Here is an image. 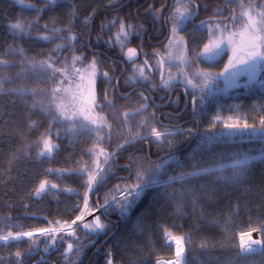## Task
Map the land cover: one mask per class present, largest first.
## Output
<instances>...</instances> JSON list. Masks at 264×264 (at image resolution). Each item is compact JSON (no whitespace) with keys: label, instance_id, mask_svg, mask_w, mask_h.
I'll list each match as a JSON object with an SVG mask.
<instances>
[{"label":"trees","instance_id":"obj_1","mask_svg":"<svg viewBox=\"0 0 264 264\" xmlns=\"http://www.w3.org/2000/svg\"><path fill=\"white\" fill-rule=\"evenodd\" d=\"M126 1L57 0L53 5L47 0H24V5L35 4L31 8L16 0H0V60L4 61L0 64V234L72 222L85 209L84 198L88 200V211L98 210L106 196L110 202L111 197L138 182L137 170L147 173L173 155L183 167L165 165L160 181L193 171V156L203 167L224 165V174L231 176L233 170L227 166L234 162L233 154L264 153L260 132L226 128V121L218 114H222L224 105L253 107L244 123L259 129L264 120V83H252L211 98L215 104L203 107L196 117L198 122L184 127L197 133H189L188 129L181 132L184 129L180 128L172 130L171 136H162L161 142L150 136L122 147L97 175L99 181L106 174L103 186L97 188L94 183L92 191L86 194L85 179L79 172L85 167L97 172L94 159L98 149L111 153L133 137L136 140L150 134L153 128L146 112L134 115L131 103L140 106L141 99L121 97L111 83L117 73L107 57L118 54L122 59L123 52L114 39L118 27L110 22L115 20L118 25L122 20L125 25H132L133 2L125 4ZM120 5L122 9L114 10ZM18 21L32 25L28 35H17L10 28ZM53 29H60L54 40L38 38L52 36ZM69 33L77 37L76 41L69 44L59 39ZM89 35L91 49L103 53L88 48ZM110 38L111 45L106 43ZM57 44L63 47L54 53ZM132 45L130 38L125 48ZM50 55L55 68H64L70 59L81 55L80 65L86 66L96 59L100 69L107 72V78L98 80L97 93L98 112L108 126L100 135L110 132V138L101 140L88 130L68 132V122L53 121V115H57L53 106L48 111L33 107V103L40 102L48 107L58 80L49 79L46 72L33 69L27 61L46 60ZM56 75L59 77L60 73ZM24 90L26 94H22ZM124 112L129 113L127 120ZM42 136H50L56 145L50 157L38 156ZM209 137L211 141L207 140ZM168 139L175 147L162 142ZM45 180L46 190L37 196L36 190ZM52 184L57 187L51 188ZM133 199L135 203L124 214L119 208L111 210L110 205V210L100 216L102 230L92 232L78 227L79 243L67 232L54 234V245L47 235L0 243V264H156L174 257V247L165 242L166 233L184 237L187 264H264V159L252 160L243 175L232 182L209 174L182 182L159 183ZM252 230L261 231L262 250L245 254L239 234ZM68 242H73L71 253H67Z\"/></svg>","mask_w":264,"mask_h":264},{"label":"snow or ice","instance_id":"obj_2","mask_svg":"<svg viewBox=\"0 0 264 264\" xmlns=\"http://www.w3.org/2000/svg\"><path fill=\"white\" fill-rule=\"evenodd\" d=\"M16 2L22 6L35 8V4L30 5H24V0H16ZM57 0H47V3L49 4H55ZM176 3L179 4L178 7L175 9V15L170 16V19L172 21L171 28H170V36L171 39L168 40V46L171 48L173 43H180L183 40V37H180L179 40H177V36L179 35V29L183 26V22L185 20L191 19L192 14L196 11L197 5L195 4V0H188L187 3H180V0H176ZM188 3H191L192 7H188ZM245 0H241V8H244ZM37 11H41L40 9H37ZM240 16L246 17V20L242 21V26L239 29H234L232 25H234L238 17L235 15L229 16L226 18L225 22L223 24L216 23L214 25L208 24L206 21H202L201 23L208 29V36H209V43L204 45V51L202 53H198L199 56H203L205 59L212 60L215 59L217 56L221 54V52L224 50L222 48V45H226L228 48H231L232 51V57L229 58L228 64L224 67V70L222 73H219L220 76H224L226 73L230 74L231 76L235 77L240 74H247L249 75L250 79H254L257 73L258 68L264 64V9L259 10L256 13V16L253 15V9L251 6L248 7L247 10H242L240 13ZM259 17V20L257 19ZM227 21H231L232 23H228ZM113 26L118 27V31L115 34V43L119 46L121 52H124L125 46L130 39L131 35L133 34V26L131 24L125 25V23L121 20L118 25L117 21L113 20L110 22ZM32 25H24L22 22H15L10 25V28L12 30L16 31L17 35H28L29 29H31ZM45 29H47V25L44 26ZM102 26V31H103ZM60 32V29H53V35H40L38 36L39 39L44 41L54 40L55 33ZM61 41L67 40L69 44L71 42L76 41L77 37L72 34H67L65 36L59 37ZM99 39V37H98ZM106 43L112 44V39L110 38L109 41H106ZM63 47V44H57L56 49L54 50V53L57 52L59 49ZM186 50V49H185ZM212 53V55H208V53ZM22 54V49H21ZM124 54L127 57V60L131 62L134 66L135 74L131 77H129V81L132 83H135L137 79L140 80H147L148 77L144 73V68L140 67L135 63V57L137 55V50L132 47H128L126 52ZM159 53H154L153 58L155 59L157 56H159ZM82 56H74L71 61L72 70L76 74H80L81 69L79 67H76L77 61H82ZM179 59L183 62L184 56H180ZM33 69L39 68L41 71L46 72L48 74L49 79L58 80V84L55 88L52 89L53 95L49 98V105L48 107H44L42 102L40 103H33V107L39 106L41 108V111H48V108L54 106L55 113H58V115H53L52 119L53 121L62 120L63 121H78L79 126L83 130H88L89 132H94L96 136L99 139H107L110 138V132L107 133L105 136H101V130L104 128H107L105 119L102 115L95 114V109L97 107L96 103V94H95V77H96V61L95 59L92 60L91 64L88 65V69L91 71L89 72V78L87 81V95L83 91H75L73 89V78L68 75L69 69L67 67V64L64 68H55L53 64L55 61L52 59V55H50L46 60L34 62V61H27ZM4 61L0 60V64H3ZM162 60H157L156 66L159 68L162 65ZM144 65L148 66V60H144ZM244 66L243 72L241 71V66ZM50 70V71H49ZM57 73L61 74V77H57ZM161 78H162V86L167 88L169 87L170 83L173 81V77L169 76L168 79H163V73L161 72ZM101 75L105 78H107L108 74L101 73ZM195 75L201 77L200 79V95L199 97L196 96L195 92L192 93L191 96V104L193 105V110L195 112L196 110V104L197 99L201 102V107L203 106V101L205 99L204 92L208 88V85L210 83H214L212 77L208 73L204 72H198ZM85 77L83 75H79V80L84 81ZM68 81L67 85L63 88H61V85H65V81ZM184 83L186 85H191L193 89L197 88L198 85L193 83L192 79H189L187 74H184ZM83 86L79 83L75 85V89H81ZM27 90H24V93L26 94ZM63 92L65 95L62 97H57L55 93ZM65 97L68 98L67 103H65ZM141 98L145 101V103L141 106V108L137 109V112L142 113L145 108L148 107L146 101L147 97L143 96V93H141ZM105 100L107 101V104L109 107H111V101L107 100V96L105 95ZM71 105V108L69 107ZM101 111L103 109L101 108ZM123 117L125 120L129 117L128 112L123 113ZM87 122V123H85ZM261 127L257 129L254 125H249L247 123H244L242 126L239 122H235L232 124H225L226 128L229 129H249L251 128L254 132H260V139L264 141V120H261L260 122ZM35 126V125H33ZM214 126V125H213ZM76 127L75 123L67 124L65 125V129L68 132H71ZM192 130L188 129V132L190 133ZM57 135H59L57 133ZM150 135L155 136L157 142H161L162 136H171L172 133L165 130L164 132L157 131L155 128H152ZM211 137L207 138L208 141H211ZM135 140V137L132 138L131 141H126L127 143H131ZM42 141V148L38 152V156L45 157L47 154L48 157H50L53 153V150L56 148V145H54L51 141L50 136L45 138V136L41 137ZM163 143H167L170 147H175L173 144V141L171 139H168L166 141H162ZM123 147V145H121ZM103 154L104 150H100ZM108 157L105 156L104 163H107ZM255 159H264V153H261L259 156H249L247 153H235L233 154V163L228 165L227 167L232 168L233 173L231 176H227L224 174V165H220L218 167L216 166H207L203 167L199 165V162L196 160V157L193 156V161L191 163V166L193 167L194 171L192 172H185L182 173L180 176L176 177H170L167 183H172L174 180H188L193 177H205L209 174H215L216 178L218 180H224L227 182H232L236 179H238L243 173L247 170V166L252 162V160ZM174 163L178 167H183V164L180 160L176 159V157L170 156L168 160H165L163 164H157L154 169H149L147 173L137 170L136 172V179L137 183L132 187L130 191H127L124 193V199L117 200L115 196L111 197L112 200V206L111 210H115L116 208H119L121 214H124L128 211V209L131 207L133 203H135V198H139L140 195L146 190L151 187H154L160 183V174L162 172H165V165ZM97 168L100 169V172H103V168L100 166L99 161H97ZM81 175V178L85 179L86 183V194L87 192H91L92 188L90 187L93 183H96V187H102L103 184L106 181V174H103L100 176L99 181H97V173L94 170H88L86 167L82 168L79 172ZM147 177V178H145ZM48 184V181H43L39 188L36 190V195L39 196L42 192L46 190V185ZM57 185L52 184L51 188H56ZM117 188H119V185H117ZM66 191H71L70 189H65ZM105 208V214L107 211L110 210L109 207V200L108 197H105V203L104 205H101ZM84 207H88L87 199L84 198ZM96 210L95 208L93 211ZM76 220H83V213H81L80 216L76 217L75 220L72 221V224H76ZM68 228L67 235L71 237H76V230L71 229L70 225H61L59 229L57 228H42L39 229L40 235H47L51 238V244L54 245L56 243V239L54 234L57 232H64L65 228ZM84 229H88L89 231L95 232L98 229L102 230L104 228V225L100 223L99 218L97 217L95 219V227H93L89 223L83 224ZM34 233L29 232H20L16 235H13L12 232H7L6 234H0V242H7L10 239L12 240H20L22 237H28L31 239L33 237ZM245 236H247L248 241H245ZM176 240L177 243L180 245L175 253L176 258L175 260L169 261L168 264H187V261L183 257L184 253V247L182 245V239L180 238L177 240L176 237L172 236L171 233L165 234V242L167 243L168 240ZM75 243L80 242V238L76 237L74 240ZM35 243V241H33ZM261 244L260 240H252L251 231L247 233H241L240 234V246L241 248H245L248 252H255L256 249L252 248L251 245ZM73 249V242L67 243V253H71ZM45 251H47V248H45ZM66 253V254H67ZM21 254L19 252L16 253V256L19 257ZM109 264H111V261H109Z\"/></svg>","mask_w":264,"mask_h":264},{"label":"flooded vegetation","instance_id":"obj_3","mask_svg":"<svg viewBox=\"0 0 264 264\" xmlns=\"http://www.w3.org/2000/svg\"><path fill=\"white\" fill-rule=\"evenodd\" d=\"M133 2L132 15H133V34L131 35L133 45L130 46L137 50L135 57V63L140 64L147 74V80H140L132 83L129 81V74L133 70V64L127 60L126 52L124 49L122 59L118 54H114L109 59V65L113 66L114 73H117L114 84L115 90L121 97L125 99H135L136 96L141 98L147 97L146 103L148 107L144 109L150 117V121L153 122V128L157 131L165 130H177L196 124L198 113L203 107L213 106L215 104L214 95L212 97L205 96L203 106L197 99L196 110L194 112L193 105L191 104L192 93L195 92L199 97L200 89L197 87L193 89L184 83V74H187L189 79L194 81V75L199 71H208L212 74H219L221 68L228 64L229 58L232 57V51L226 49L211 61H192L191 63L179 60H166L164 54L168 51V40L171 39L170 28L172 21L170 16L175 15V9L179 6L176 0H127L125 4ZM188 0H180V3H187ZM252 0H245L244 8H241V0H195L197 5L196 11L192 14L191 19L185 20L183 26L179 29L180 37H183L182 41L187 44L189 53L191 51L197 53L204 50V45L209 43L208 29L201 23L206 21L210 25L216 23L223 24L227 17L235 15L240 16L242 10L252 5ZM261 3V0L259 4ZM123 5L116 7L114 10L122 9ZM188 7L191 8V3H188ZM94 18V17H93ZM92 18V19H93ZM246 20V17L239 19L233 26L234 29H239L242 26V21ZM232 23L231 21H227ZM179 44V43H178ZM183 44H179V47L184 48ZM87 46L90 50V35L87 40ZM177 46V45H176ZM226 46V45H225ZM94 52L103 53L100 49L92 50ZM154 53H159L155 59ZM168 54V52H167ZM192 56V53H190ZM169 55V54H168ZM148 60V66L144 65V60ZM157 60H162V65L157 68ZM115 63L118 65L116 66ZM225 63V64H224ZM115 65V66H114ZM120 68V70H118ZM215 68L218 71H215ZM244 66H241L243 69ZM262 65L256 73L255 78L261 74ZM163 73V79H168L169 76L173 77V81L169 87L162 86L161 74ZM126 75L122 80V77ZM247 74H240L235 76L236 80H242L248 78ZM194 83V82H193ZM145 103V101L143 100ZM140 103V101H139ZM144 111V112H145ZM161 129V130H159Z\"/></svg>","mask_w":264,"mask_h":264},{"label":"rangeland","instance_id":"obj_4","mask_svg":"<svg viewBox=\"0 0 264 264\" xmlns=\"http://www.w3.org/2000/svg\"><path fill=\"white\" fill-rule=\"evenodd\" d=\"M253 9V15L256 16V13L261 10V9H264V0H261V3L259 4V2L257 3H252V5H250ZM248 9V8H247ZM238 17V20L242 18V16H237ZM257 19L259 20V17H257ZM237 20V21H238ZM127 26V25H126ZM131 38V37H130ZM179 44H183L182 46H184V48L182 47H179ZM173 43V45L171 46V48H168V54L167 52L163 55L164 58L166 60L168 59H171V60H179V57L180 56H184V61L185 62H188V63H191L192 64V61H202L205 60V61H208V59H205L203 56H199L198 57V53H202L204 50L200 51V52H193L191 51L190 53H192V56H190L191 54L189 53V49L190 47H188L189 49H187V44L185 41H181L180 43ZM177 45V46H176ZM169 47V46H168ZM222 48L224 50L226 49H229L231 51V48H228L227 46L225 45H222ZM186 49V50H185ZM223 50V51H224ZM222 53V52H221ZM208 55H212V53H208ZM81 56V55H79ZM192 60V61H191ZM71 61L72 59H70V62L67 64V67L69 69V72H68V75L70 77L73 78V89L75 91H83L85 93V95H87V88H88V85H87V81H88V78H89V72L91 71L90 69H88V65L86 66H82L79 64V61L76 62V67H79L81 69V72L80 74H76L74 73V71L72 70V65H71ZM96 61V59H95ZM170 61V60H168ZM211 61V60H209ZM225 64V63H224ZM139 65L140 67H142L140 64H137ZM224 70V67L220 69L219 73H222ZM215 71H218L217 68H215ZM106 71L105 70H101L100 67H99V63L98 61H96V77H95V94H96V103H97V107L95 109V114H99V115H102L98 112V93H97V84H98V80L103 77L101 75V73H105ZM199 72V71H198ZM197 72V73H198ZM201 72H204V73H208L214 83H210L208 85V88L205 90V92L203 93L205 96H209V97H212L213 95L216 96L218 95L220 92H224V91H228V90H231L233 88H237V87H240V86H247V85H250L252 83H264V64H262V69H261V74L258 75V78H254V79H250V77L246 78V79H242L241 81L240 80H236L235 77L231 76L230 74L226 73L224 76H220L219 74H212V73H209L208 71H201ZM107 73V72H106ZM145 75L147 76L146 72L144 71ZM135 74V70H134V67H133V70L132 72L129 74L130 76H133ZM79 75H83L85 77L84 81H80L79 80ZM61 77V74L60 76ZM200 79L201 77L197 76V75H194V83L198 85V88L200 89L199 87V84H200ZM136 81H140V79H137ZM68 81L66 80L65 81V85H61V88L65 87L67 85ZM79 83L81 84L83 87L81 89H75V85ZM58 84V82H57ZM57 86V85H56ZM189 87H192L191 85H189ZM55 95L59 98V97H62L64 96L65 94L63 92H60V93H55ZM68 101V98L65 97V103H67ZM132 106H133V111L135 112V116H139L140 114L143 115L144 114V111L142 113L140 112H137L136 110L141 108L140 106H142L144 104L143 100H140V106H138L134 101H132ZM139 104V103H138ZM148 105V104H147ZM69 107L71 108V105H69ZM53 109H54V106H53ZM146 109V108H145ZM254 111V108L253 107H245V106H240V105H224L222 106V109L220 110V112L222 114H220L218 112V114L223 117V120L226 121L227 124H232V123H235V122H245V120L248 118V115L249 113L253 112ZM257 112H259V108L257 107ZM132 111V112H133ZM146 112V111H145ZM58 115V113H56ZM62 120V118H61ZM63 121V120H62ZM63 122H68L69 124L71 123H77L78 121H63ZM106 122V121H105ZM87 123V122H85ZM107 125V123H106ZM134 127H132L131 129H133ZM83 129L80 128L79 124L74 128L73 131H71L72 133H79L81 132ZM79 131V132H78ZM172 130H169L168 132L171 133ZM181 132H184V130H180ZM161 132H164V131H161ZM186 132V131H185ZM191 132H194V133H197V131H191ZM150 135V134H148ZM74 137V136H73ZM101 149H98L95 153V163H97V161H99V164H104V161H105V156H107L108 158L111 156L112 152L110 153H106V151L104 150L103 154L101 153L100 151ZM113 158V157H112ZM111 158V159H112ZM110 159V160H111ZM108 160V159H107ZM108 164V163H107ZM106 164V165H107ZM100 165V166H101ZM98 171V170H97ZM194 171V170H193ZM192 172V171H190ZM180 175H177L176 177H178ZM174 177V176H173ZM169 180V179H168ZM168 180L166 181H160V183H164V182H167ZM174 181H177V182H182L180 180H174ZM94 185V183L90 186L92 188V186ZM132 188H130L129 190L127 191H130ZM127 191H125L124 193H126ZM90 193V192H89ZM88 193V194H89ZM124 193H121L119 194L118 196H116L117 200H121L124 198ZM88 202V200H87ZM112 205V201L109 202V205ZM83 220H81L79 223H77L76 225H74L73 227H71V229H74L76 230L78 227L80 226H83L84 223H89V224H92L93 222V225H95V219L98 217L99 220H100V216L97 215V210H94V211H88L87 208H85L83 210ZM100 223H101V220H100ZM249 232V231H248ZM247 233V232H245ZM15 235L17 233H14ZM241 234V233H240ZM239 234V235H240ZM34 236H42L39 234V230L38 232L36 231V233H34L33 237ZM44 236V235H43ZM172 236L174 237H179V238H183V243H184V246H185V242H184V237H181V236H176L174 234H172ZM251 236H252V240H260L261 241V244L259 245H256V244H252L251 247L252 248H255L256 251L255 252H259L262 250V240H261V231L260 230H252L251 231ZM23 238H28V237H22ZM9 241H13L12 239H10ZM240 241V240H239ZM0 243H3V242H0ZM242 252L245 253V254H248V253H255V252H248L245 248H241ZM174 257H175V250H174ZM173 257V258H174ZM172 258V259H173ZM165 260H168V259H161L159 261H157L156 264H162V262H164Z\"/></svg>","mask_w":264,"mask_h":264},{"label":"water","instance_id":"obj_5","mask_svg":"<svg viewBox=\"0 0 264 264\" xmlns=\"http://www.w3.org/2000/svg\"><path fill=\"white\" fill-rule=\"evenodd\" d=\"M258 70H259V68H258ZM257 70V71H258ZM241 71L243 72V69H241ZM150 136H153V135H147V136H144V137H142V138H139V139H137V140H134L133 142H136V141H138V140H140V139H144V138H147V137H150ZM133 142H131V143H133ZM128 144H130V143H123V144H121V145H123V147L124 146H126V145H128ZM121 145L119 146V147H117L113 152H112V154H111V156L108 158V160H107V163L110 161V159L112 158V157H114L118 152H119V150L122 148L121 147ZM106 163V164H107ZM106 164L104 163V164H102L101 165V167L102 168H104L105 166H106ZM97 173V175L100 173V169H98V171L96 172ZM111 205V204H110ZM109 205V206H110ZM104 211H105V208L104 207H102V206H100L99 207V209H98V211H97V215H99V216H102L103 214H104ZM69 223H64V224H59V225H53V226H49V227H47V228H57V229H59L60 227H61V225H68ZM69 229L66 227L65 228V231L64 232H67ZM31 231H36V230H31ZM38 231V230H37ZM57 233H61V232H57ZM56 233V234H57ZM13 235H15V234H13Z\"/></svg>","mask_w":264,"mask_h":264},{"label":"bare ground","instance_id":"obj_6","mask_svg":"<svg viewBox=\"0 0 264 264\" xmlns=\"http://www.w3.org/2000/svg\"><path fill=\"white\" fill-rule=\"evenodd\" d=\"M80 221H81V220H76V224L79 223ZM76 224H72V222H71V223H69L68 225H70L71 227H73V226L76 225ZM36 231H37V230H36ZM36 231H31V232L36 233ZM26 232H29V231H26ZM37 232H38V231H37ZM176 238H177V240L180 239L179 237H176ZM239 240H240V235H239ZM245 241H248L247 236H245ZM248 243H250V241H248ZM167 244H168V245H171V246L174 247L175 253H176L178 247L180 246V245L177 243L176 240H171V239L168 240ZM182 245H183V247H184L183 257H184V259L186 260V249H185V246H184L183 240H182ZM175 259H177V258H176V255H175V257H174L173 259L165 260L164 262H162V264H168L169 261H172V260H175Z\"/></svg>","mask_w":264,"mask_h":264}]
</instances>
